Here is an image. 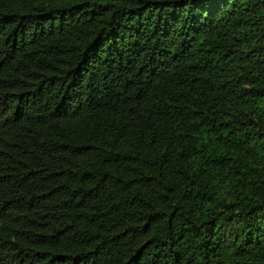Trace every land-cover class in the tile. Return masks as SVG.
Wrapping results in <instances>:
<instances>
[{"label": "trees", "instance_id": "1", "mask_svg": "<svg viewBox=\"0 0 264 264\" xmlns=\"http://www.w3.org/2000/svg\"><path fill=\"white\" fill-rule=\"evenodd\" d=\"M0 264H264V0H0Z\"/></svg>", "mask_w": 264, "mask_h": 264}]
</instances>
